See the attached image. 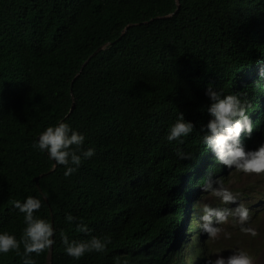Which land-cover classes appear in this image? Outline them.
<instances>
[{
  "label": "trees",
  "instance_id": "trees-1",
  "mask_svg": "<svg viewBox=\"0 0 264 264\" xmlns=\"http://www.w3.org/2000/svg\"><path fill=\"white\" fill-rule=\"evenodd\" d=\"M261 67L264 0H0V232L19 240L24 214L13 202L34 196L43 201L34 215L55 229L51 259L50 250L33 253L35 264H205L213 257L192 204L206 176L238 172L203 143L206 90L249 102L253 132L240 141L256 150L264 144ZM179 112L195 128L169 142ZM58 121L95 150L69 177L33 146ZM177 148L193 158L179 159ZM262 195L246 205L251 217L264 210ZM69 213L90 231L77 232ZM61 232L112 243L76 260ZM0 264L23 259L0 253Z\"/></svg>",
  "mask_w": 264,
  "mask_h": 264
},
{
  "label": "clouds",
  "instance_id": "clouds-1",
  "mask_svg": "<svg viewBox=\"0 0 264 264\" xmlns=\"http://www.w3.org/2000/svg\"><path fill=\"white\" fill-rule=\"evenodd\" d=\"M259 76L264 79V67L259 70ZM206 95L210 103L206 111L210 119L203 135L204 145L210 149L224 166L245 174H264V144L256 150H246L241 143L242 133L251 136L253 123L248 115L250 107L246 99H242L238 94H224L221 90H213L211 86L206 90ZM195 126L191 121L185 119L182 112H179L176 120L169 126L166 139L169 142L180 141L182 138L192 133ZM85 136L73 129L65 121H58L56 124L48 126L39 135L38 141L33 145L40 151H47L50 159L57 165L64 166V176L69 177L75 173L81 163L95 155L93 148L84 147ZM176 156L181 160L193 158V153L185 152L181 148L176 149ZM203 193H208L211 197L218 199L224 205H236L235 207H218L209 203L200 205V227L208 238L216 240L224 231L221 227L228 222L229 217L234 218V223L240 226L245 234L252 237L257 236V230L248 225L251 214L249 208L238 201L239 193H234L227 187L220 178H213L208 175L200 185ZM45 195V199H46ZM42 199L28 196L24 202L16 200L13 202L15 208L24 214L23 234L17 239L7 231L0 232V253L7 254L15 251L23 259V264H35L32 254L40 255L46 250H50L55 244L52 239L55 229L50 222L34 215L42 207ZM69 224H75V230L80 233L90 231L88 225L81 218L73 216L71 213L65 217ZM61 242L65 253L79 260L87 253H105L108 245L112 243L110 236H92L87 240L71 239L67 234L61 232ZM226 238H230L229 233H225ZM21 245L23 252L21 253ZM216 258H206L205 264H255V256L243 249L233 250L232 253L224 257L220 252L216 253ZM115 264H129L127 258H116Z\"/></svg>",
  "mask_w": 264,
  "mask_h": 264
},
{
  "label": "rangeland",
  "instance_id": "rangeland-1",
  "mask_svg": "<svg viewBox=\"0 0 264 264\" xmlns=\"http://www.w3.org/2000/svg\"><path fill=\"white\" fill-rule=\"evenodd\" d=\"M224 183L234 193H239L238 201L245 205L253 206V203L261 198L264 193V174H245L243 172H236L230 175L224 180ZM246 187L247 194H243L240 190ZM263 196V195H262ZM203 203H209L212 206L221 207V202L211 197L208 193L199 192L197 197L194 199L192 208L197 207L195 213L192 212L193 217H196V223L200 226L201 212L199 207ZM224 205V204H223ZM264 205V202H259L258 206ZM228 207H235L236 205H224ZM223 208V207H221ZM252 211V215H253ZM196 214V215H195ZM193 219V218H192ZM195 219V217H194ZM257 230V236L252 237L251 235L245 234L241 231L240 226L234 223V218L229 217L228 222L221 227L224 231L220 234L216 240L208 238L207 234L204 233L202 237V243L211 252V256L215 259L216 253L220 252V255L224 257L229 256L233 250L243 249L254 255L256 260L255 264H264V210L258 215H254L250 218L248 225ZM225 233L230 234V238L225 237ZM192 235V234H191ZM190 239L194 240V233Z\"/></svg>",
  "mask_w": 264,
  "mask_h": 264
},
{
  "label": "water",
  "instance_id": "water-1",
  "mask_svg": "<svg viewBox=\"0 0 264 264\" xmlns=\"http://www.w3.org/2000/svg\"><path fill=\"white\" fill-rule=\"evenodd\" d=\"M36 182H37L38 186H40V184H39V176H36ZM52 226H54V221H53V219H52ZM52 239H53V237H52ZM52 251H53V246L51 247V249H50V251H49V259H51Z\"/></svg>",
  "mask_w": 264,
  "mask_h": 264
}]
</instances>
